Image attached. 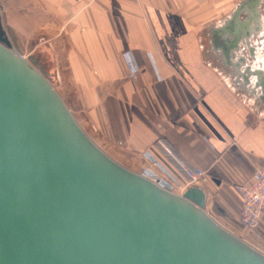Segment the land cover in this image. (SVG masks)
Instances as JSON below:
<instances>
[{"label":"crops","instance_id":"1","mask_svg":"<svg viewBox=\"0 0 264 264\" xmlns=\"http://www.w3.org/2000/svg\"><path fill=\"white\" fill-rule=\"evenodd\" d=\"M246 1L0 0V21L19 55H50L58 93L109 157L141 175L150 154L185 182L156 147L165 139L205 172L207 213L264 254V215L243 228L237 193L264 163V69L226 45Z\"/></svg>","mask_w":264,"mask_h":264},{"label":"water","instance_id":"2","mask_svg":"<svg viewBox=\"0 0 264 264\" xmlns=\"http://www.w3.org/2000/svg\"><path fill=\"white\" fill-rule=\"evenodd\" d=\"M263 1L244 22L238 10L226 43L258 70ZM2 29L0 264H264L207 213L200 188L172 193L109 157L58 93L50 55L22 57Z\"/></svg>","mask_w":264,"mask_h":264},{"label":"built area","instance_id":"3","mask_svg":"<svg viewBox=\"0 0 264 264\" xmlns=\"http://www.w3.org/2000/svg\"><path fill=\"white\" fill-rule=\"evenodd\" d=\"M129 64V79L135 81L139 73V66L130 54H126ZM156 147L170 160L179 173L184 177L181 182L172 172L150 154L144 156L147 167L141 174L153 183L172 193L182 195L192 187H198L206 181V174L202 169L193 167L184 161L175 149L165 140L160 139ZM240 197L239 221L246 230L257 227L264 215V163L258 166L253 177L237 188Z\"/></svg>","mask_w":264,"mask_h":264},{"label":"flooded vegetation","instance_id":"4","mask_svg":"<svg viewBox=\"0 0 264 264\" xmlns=\"http://www.w3.org/2000/svg\"><path fill=\"white\" fill-rule=\"evenodd\" d=\"M253 2H254V0H247L246 3L242 7L244 9V11H245L246 19H250L249 13L253 9ZM262 9H263V18H264V1H263V4H262ZM234 28H235V26H233L232 30ZM263 36H264V33H263Z\"/></svg>","mask_w":264,"mask_h":264},{"label":"bare ground","instance_id":"5","mask_svg":"<svg viewBox=\"0 0 264 264\" xmlns=\"http://www.w3.org/2000/svg\"><path fill=\"white\" fill-rule=\"evenodd\" d=\"M250 17V16H249ZM243 54V53H242ZM262 64V63H261ZM252 65V64H251Z\"/></svg>","mask_w":264,"mask_h":264},{"label":"rangeland","instance_id":"6","mask_svg":"<svg viewBox=\"0 0 264 264\" xmlns=\"http://www.w3.org/2000/svg\"><path fill=\"white\" fill-rule=\"evenodd\" d=\"M36 52V51H35ZM34 53V52H33Z\"/></svg>","mask_w":264,"mask_h":264}]
</instances>
